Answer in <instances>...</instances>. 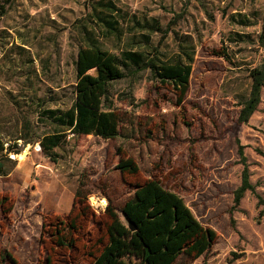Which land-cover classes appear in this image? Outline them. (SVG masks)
<instances>
[{"label": "rangeland", "instance_id": "1", "mask_svg": "<svg viewBox=\"0 0 264 264\" xmlns=\"http://www.w3.org/2000/svg\"><path fill=\"white\" fill-rule=\"evenodd\" d=\"M108 3L126 15L125 40L143 35L128 18L155 20L163 33L150 44L165 60L185 37L194 40L190 90L179 104L177 90L150 71L126 69L110 91L113 108L126 116L120 137L70 135L48 158L36 142L51 132L43 112L74 105L78 51L91 41L83 26L97 45L120 54L123 43L105 37L95 17L108 14ZM263 20L264 0H0V142L21 152L2 160L0 264H90L85 247L104 235L107 206L120 215L149 180L218 235L208 254L188 264H264V88L249 123L239 121L250 71L264 64ZM239 146L257 197L246 192L235 207L244 172ZM122 161L138 173L122 171ZM79 217L85 230L76 247L59 249L52 223Z\"/></svg>", "mask_w": 264, "mask_h": 264}, {"label": "trees", "instance_id": "2", "mask_svg": "<svg viewBox=\"0 0 264 264\" xmlns=\"http://www.w3.org/2000/svg\"><path fill=\"white\" fill-rule=\"evenodd\" d=\"M106 6L109 8L108 14L96 12L95 17L105 37L113 36L123 43L120 54L97 45L87 26H83L84 36L91 41L78 51L74 105L67 110L44 109L43 112L46 120L50 122L51 132L43 133L36 142L48 158L57 157L56 150L65 145L70 135L78 137L93 135L107 140H116L120 137V128L125 123L126 116L113 108L110 91L111 84L126 77V69L150 71L162 85L177 90L179 104H182L190 90V77L195 61L194 40L189 36L185 37L184 43L178 47L179 52L165 60L167 56L162 54L158 46L150 44L151 35L162 32L155 20L141 22L128 18L127 22L134 24L132 28L140 26L143 35L142 41L136 39L135 35L125 40L122 24L126 20V15L113 3ZM261 39L264 41V25ZM138 42H141L143 47L137 45ZM250 77L251 90L248 97L241 102L242 109L239 112L241 124L249 123L261 104L264 64L252 69ZM19 139L24 144H32L24 137ZM14 149L11 146L5 149L0 142V175L8 173L2 161L11 160L7 154L21 153ZM238 152L244 165V172L241 186L234 192L235 207L241 205L246 192L251 191L257 197L256 187L250 182V172L246 163L248 159L243 147L239 146ZM119 168L131 175L139 171L132 161H122ZM82 196L83 193L77 192V202L83 201ZM121 212L137 225L138 230L132 232L122 215L108 205L106 214L109 222L105 225L104 235L92 246L85 247L89 249L86 256L90 259V264H178L183 257L186 259L184 264H188L208 254L218 241L216 232L204 227L185 201L174 192L168 191L157 180L146 182L137 190L134 199L119 210V213ZM82 217L69 222L58 218L56 223H52L51 237L54 245L63 250H72L76 247L77 236L83 235L85 230L83 224H79Z\"/></svg>", "mask_w": 264, "mask_h": 264}, {"label": "water", "instance_id": "3", "mask_svg": "<svg viewBox=\"0 0 264 264\" xmlns=\"http://www.w3.org/2000/svg\"><path fill=\"white\" fill-rule=\"evenodd\" d=\"M120 214L122 215L123 219L125 220V224L127 225V227L132 232H135L138 230L137 225L135 223H133V221L124 212H121Z\"/></svg>", "mask_w": 264, "mask_h": 264}, {"label": "bare ground", "instance_id": "4", "mask_svg": "<svg viewBox=\"0 0 264 264\" xmlns=\"http://www.w3.org/2000/svg\"><path fill=\"white\" fill-rule=\"evenodd\" d=\"M105 205H107V203H106V201H103V204H102V206H105Z\"/></svg>", "mask_w": 264, "mask_h": 264}]
</instances>
